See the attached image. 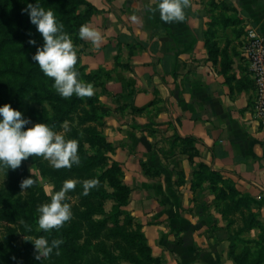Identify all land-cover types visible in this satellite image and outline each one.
Returning <instances> with one entry per match:
<instances>
[{
    "label": "crops",
    "instance_id": "1",
    "mask_svg": "<svg viewBox=\"0 0 264 264\" xmlns=\"http://www.w3.org/2000/svg\"><path fill=\"white\" fill-rule=\"evenodd\" d=\"M86 1L104 40L78 50L100 71L102 133L152 255L264 264V125L243 52L264 0H190L175 23L148 11L158 0Z\"/></svg>",
    "mask_w": 264,
    "mask_h": 264
},
{
    "label": "trees",
    "instance_id": "2",
    "mask_svg": "<svg viewBox=\"0 0 264 264\" xmlns=\"http://www.w3.org/2000/svg\"><path fill=\"white\" fill-rule=\"evenodd\" d=\"M36 2L51 8L63 24V30L77 41L80 25L87 22L93 10L86 0H0V105L9 103L21 113L27 106L23 115L31 123L24 127L45 122L56 131H63L66 122L70 129L66 136L79 141L81 159L71 168H54L42 156L30 154L17 168L1 169L5 182L0 185V222L6 226L0 238V264H164L152 255L140 227L131 228L134 220L125 209L131 188L123 181L121 166L111 161L112 145L98 129L103 127V116L95 106L97 98L90 97L84 103L83 97L75 94L60 96L52 86L53 78L42 72L32 56L22 58L29 49L37 50L44 42L39 32H32L30 21L24 19L22 11L25 4ZM82 7L88 9L84 12ZM30 39L36 43H30ZM79 62L78 58L75 67L79 78L94 87L100 86V71L84 72L85 67L78 66ZM26 100L40 105L48 102L51 111L45 107L38 110ZM28 162L36 166L42 178L50 179L56 190L66 179L82 182L96 178L99 183L85 195L82 183L78 182L68 194L72 217L59 229L45 232L38 228L37 207L50 198L41 188L38 177L30 173ZM28 177H34L37 182L21 189V181ZM107 201L113 202L109 212L105 209ZM124 215L128 218L121 222ZM39 235L49 241L62 239L59 255L53 249L48 257L37 259L33 242L25 236Z\"/></svg>",
    "mask_w": 264,
    "mask_h": 264
},
{
    "label": "clouds",
    "instance_id": "3",
    "mask_svg": "<svg viewBox=\"0 0 264 264\" xmlns=\"http://www.w3.org/2000/svg\"><path fill=\"white\" fill-rule=\"evenodd\" d=\"M189 4L190 0H158L155 7L149 4L147 8L150 12H159L162 21L175 23L185 19V9ZM22 11L28 14L30 22L36 26L44 41L42 46H37L32 59L46 76L53 78L52 86L58 94L62 97H71L73 94L80 97L93 95V84L79 78L75 67L78 59L77 48L71 36L63 30L64 26L54 11L42 7L38 2L28 3ZM78 35L96 47L104 40L101 31L88 23L80 25ZM29 42L36 43L34 39ZM30 123V118L24 117L20 110L9 103L0 105V169H15L30 154L42 156L54 168H71L80 163L79 141L66 136L70 131L66 122L62 126L63 131H56L54 126L45 122L24 127ZM36 182L34 177L24 178L20 187L28 189ZM78 182L82 183L85 195L99 183L96 178L84 179L82 182L66 179L59 190L51 195L49 202L37 207L39 229L45 232L59 229L70 220L73 213L68 194ZM25 239L33 242L37 259L48 257L53 249L59 255V245L63 243L62 239L49 241L44 235L25 236Z\"/></svg>",
    "mask_w": 264,
    "mask_h": 264
},
{
    "label": "built area",
    "instance_id": "4",
    "mask_svg": "<svg viewBox=\"0 0 264 264\" xmlns=\"http://www.w3.org/2000/svg\"><path fill=\"white\" fill-rule=\"evenodd\" d=\"M243 52L255 87L254 116L259 124L264 125V34L255 28H249L246 32Z\"/></svg>",
    "mask_w": 264,
    "mask_h": 264
},
{
    "label": "rangeland",
    "instance_id": "5",
    "mask_svg": "<svg viewBox=\"0 0 264 264\" xmlns=\"http://www.w3.org/2000/svg\"><path fill=\"white\" fill-rule=\"evenodd\" d=\"M20 4L24 5V3H20ZM25 5L27 6V4H25ZM24 19H27V20L30 21L29 16H28V14H27L26 12H24ZM30 28H31V30H32L33 33H37V32H38L37 29H36V26H35L34 24H32L31 22H30ZM13 30H15V29L13 28ZM73 37H74V36H72L71 39H72V41H73V43H74V46L77 48V56H78V58H79V60H80L78 66H82V67H83L84 65H82V59H81V55H82V54H81V51L78 50L79 43H78V41H77L75 38H73ZM35 52H36V50L29 49L28 53L25 54V55H23L22 58L25 57V56H27V55H28V56H33V54H34ZM25 63H26L27 65H29V62L25 61ZM84 72H86V71H84ZM98 80H100V78H99ZM96 87H98V86H96ZM97 89H98V88H94V93H93V95H91V96H83L84 103H85V101H88V99H89L90 97H92V98H97V102L99 101V91H96ZM26 103H27V104H30L31 102H30L29 100H26ZM31 104H32L35 108H37L38 110H42V109L45 107L47 110H50V111H51V108H50V105L48 104V102H45V103H43V104H41V105H40V104H34V103H31ZM95 106H96V108H97V110H98V113H101V106H99L98 103H97ZM26 108H27V106L24 107V110H23V112H22V115L26 112ZM23 116H24V115H23ZM98 129L102 131V127L98 126ZM86 147H88V145H86ZM110 158H111V157H110ZM110 163H111V162H110ZM26 166H27V168L29 169V171H30V173H31L32 175H35V176L38 177L41 188L43 189V191L45 192V194H46L49 198H51V195L56 191L55 184H54L50 179H48V178H42V177L40 176V173H39L38 169L36 168V166H35L34 164L28 162V163H26ZM4 182H5V177H4V175H3L2 170L0 169V185H3ZM112 205H113V202H112V201H107V202H106V205H105V209H106V211H108V212L111 211ZM125 209H126V208H125ZM126 211H127V210H126ZM127 212H128V211H127ZM128 213H129V212H128ZM126 218H128V217L124 215V216L121 218V222H122V221L124 222V220H125ZM126 221H127V220H126ZM131 223H132V224H131V228H132V229H135V228L138 226V225H136V224L133 223V222H131ZM5 226H6L5 223L0 222V238L4 235ZM120 264H129V263H127V262H123V263H120Z\"/></svg>",
    "mask_w": 264,
    "mask_h": 264
}]
</instances>
